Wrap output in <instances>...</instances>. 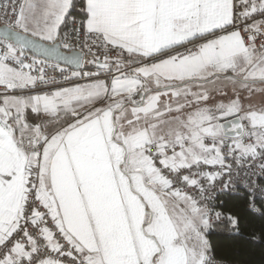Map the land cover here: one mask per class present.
Listing matches in <instances>:
<instances>
[{"label": "snow or ice", "instance_id": "1", "mask_svg": "<svg viewBox=\"0 0 264 264\" xmlns=\"http://www.w3.org/2000/svg\"><path fill=\"white\" fill-rule=\"evenodd\" d=\"M264 259V0H0V264Z\"/></svg>", "mask_w": 264, "mask_h": 264}, {"label": "trees", "instance_id": "2", "mask_svg": "<svg viewBox=\"0 0 264 264\" xmlns=\"http://www.w3.org/2000/svg\"><path fill=\"white\" fill-rule=\"evenodd\" d=\"M245 258L252 261V264H264V259L261 258L259 248L253 254L245 256Z\"/></svg>", "mask_w": 264, "mask_h": 264}]
</instances>
